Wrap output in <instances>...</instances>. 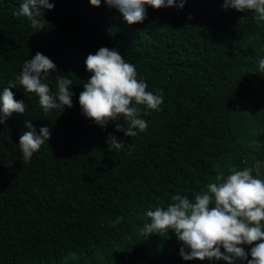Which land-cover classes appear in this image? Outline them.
<instances>
[{
	"label": "trees",
	"instance_id": "16d2710c",
	"mask_svg": "<svg viewBox=\"0 0 264 264\" xmlns=\"http://www.w3.org/2000/svg\"><path fill=\"white\" fill-rule=\"evenodd\" d=\"M22 2L0 0V94L40 52L57 66L44 81L51 92L66 76L74 95L71 108L46 115L34 93L11 88L26 107L0 124V264H227L185 261L174 232L147 238L142 229L172 196L204 191L216 165L225 177L234 167L264 179V21L223 0H185L145 5L144 21L128 25L103 0H49L39 29L16 15ZM101 47L117 49L148 91L163 90L160 111L137 106L148 126L134 137L115 130L128 127L122 116L102 128L82 115L85 60ZM28 122L50 138L25 163L18 142Z\"/></svg>",
	"mask_w": 264,
	"mask_h": 264
},
{
	"label": "clouds",
	"instance_id": "9594fccd",
	"mask_svg": "<svg viewBox=\"0 0 264 264\" xmlns=\"http://www.w3.org/2000/svg\"><path fill=\"white\" fill-rule=\"evenodd\" d=\"M88 2L92 7L101 6V0ZM103 3L116 9L128 25H133L146 18L145 5L153 9L183 8L185 0H103ZM53 8L54 3L49 0H23L16 15L27 17L33 28L42 29L36 18L41 16L42 10ZM222 8L240 13L253 11L257 20L264 21V0H223ZM85 66L91 76L78 96L82 115L102 128L122 116L129 122L128 127L115 124L116 131H122L126 137L136 136L137 130L144 132L148 125L139 118L137 106L160 111L163 90L158 94L148 91L147 83L138 79L135 66L126 62L117 49L99 48L95 54L87 56ZM259 68L264 71V58L260 59ZM51 73H58L57 66L42 53L37 52L32 59H27L15 83L9 82L0 94V124L14 112L25 113L24 101L16 100L11 91L16 84L38 97L46 115L53 109L71 108L74 93L69 89L73 81L59 76L57 91L53 94L49 84L44 82ZM26 126L30 130L21 135L18 142L25 163L50 138L49 127H41L37 134L30 122ZM108 144L117 150L124 148V142L115 136L108 139ZM216 169L215 181L208 183L193 200L177 194L171 197L173 203L166 208L157 207L147 212L150 223L143 227L142 234L148 238L153 234L163 236L174 232L182 244L179 255L185 261L224 260L234 264L236 260H246L247 264H264V179L256 178L251 168H229L230 174L226 177L219 165ZM121 220L117 217L109 223L115 227ZM246 245L252 246L248 252L243 247Z\"/></svg>",
	"mask_w": 264,
	"mask_h": 264
},
{
	"label": "rangeland",
	"instance_id": "374dc122",
	"mask_svg": "<svg viewBox=\"0 0 264 264\" xmlns=\"http://www.w3.org/2000/svg\"><path fill=\"white\" fill-rule=\"evenodd\" d=\"M257 165H258V167H262V165H264V164H262V165L261 164H257Z\"/></svg>",
	"mask_w": 264,
	"mask_h": 264
}]
</instances>
